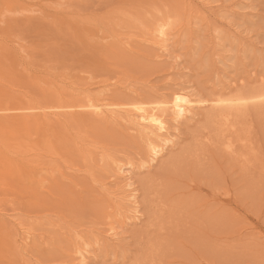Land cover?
<instances>
[{
    "label": "rangeland",
    "instance_id": "374dc122",
    "mask_svg": "<svg viewBox=\"0 0 264 264\" xmlns=\"http://www.w3.org/2000/svg\"><path fill=\"white\" fill-rule=\"evenodd\" d=\"M163 18L164 43L147 34ZM262 86L264 0H0L9 115ZM219 114L197 106L153 163L122 114L0 127V264H82L75 233L86 236V264H264V104L231 118L254 149L246 167L224 149ZM9 155L28 165L17 179L2 175ZM122 165L132 189L117 175Z\"/></svg>",
    "mask_w": 264,
    "mask_h": 264
},
{
    "label": "bare ground",
    "instance_id": "6f19581e",
    "mask_svg": "<svg viewBox=\"0 0 264 264\" xmlns=\"http://www.w3.org/2000/svg\"><path fill=\"white\" fill-rule=\"evenodd\" d=\"M194 10L193 12L195 13ZM165 21L166 20H164L163 18V20L161 19L151 24L150 28H148L147 30L149 32V33L147 32V34L153 35L154 37L158 38V40L161 41L162 43L168 42L167 37H169L168 36L169 24H167ZM205 104H210L211 107L218 109L221 112V114H219V120H220L219 129H222L220 130L221 140L224 139L223 147L226 150V152L230 154H236L237 158L243 163L245 167L251 164L253 160L254 149L250 147V144L248 143L250 139H248L245 136H239V135L237 136L238 131L237 129L233 130L234 128H236V125L231 123L232 121L231 118L236 113L242 112L243 109L248 108L251 105L264 104V86H262V88L251 91L250 93L248 92V94L244 93V94H237L230 96H226V95L212 96L209 99H198V100L194 99L189 93L183 90H174L173 92H171L170 95H168V97L151 99L149 101H145V99L144 100L133 99L131 101H123V102H114V101H106V100L100 102L99 100L94 101L92 99L81 103L69 102L67 104L60 106H47L44 108L39 105L38 106L34 105V106L18 107L17 112L20 113L15 116L8 114V112L11 110L0 107V127H9L13 125L12 120L15 119H18V122L21 123L22 125L29 126L33 123L44 125L46 124V121L49 118L57 117L58 121H60L63 125L65 124L67 125L68 123H71L72 120L103 119L105 121H109L112 119H116L118 114L119 115L122 114L132 124L133 129L145 138L146 152L148 154L147 157H149L150 159L149 162L153 163L164 153L165 149H167V147L171 143H173L172 142L173 141L172 138L174 137L173 131H176L177 133V128L174 129L173 126L177 127L180 125L182 121L188 120L191 117V115H193V112L197 106H202ZM46 108L48 111L58 110V112L56 111L47 112V110H45ZM124 116L122 117L124 118ZM118 118L119 116L117 117V119ZM69 120L71 121L69 122ZM223 133H224V137H223ZM234 134H236L235 137H233ZM206 139L210 140V138L208 137ZM50 141H54V140H50ZM238 147L242 148L243 151L241 153L237 152ZM85 149L83 150V148L81 147L80 152L83 155L82 159L87 164L90 157L89 155L88 156L86 155ZM9 158L11 159V165L7 171L5 170L2 172V175L8 176L9 179H17L18 175L15 171L16 170L21 171L22 168L24 170L28 165L23 162V159H20L17 156L11 157V155H9ZM116 167L118 170L117 175H119L120 177L122 176L123 179L127 180L125 186L127 188H131L133 185V183L131 182L132 178L129 174L128 175L130 177H128V175L125 174L126 173L125 166L122 165ZM42 183L43 181L39 184L41 185ZM47 193L51 195L49 192ZM133 195H131L130 199L128 198V200H131V198L133 199L135 197ZM131 201L132 203L134 202L133 200ZM81 235H79V233L77 234L75 233L74 243L76 247L74 252L77 255H81V257L83 258L81 263L86 264L85 263L86 256L84 254L85 250L81 247V241L79 239L82 237ZM85 237L82 238H84L85 240Z\"/></svg>",
    "mask_w": 264,
    "mask_h": 264
}]
</instances>
